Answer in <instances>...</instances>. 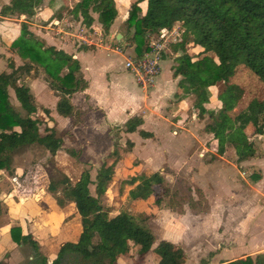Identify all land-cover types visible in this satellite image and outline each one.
Listing matches in <instances>:
<instances>
[{"label":"trees","instance_id":"trees-1","mask_svg":"<svg viewBox=\"0 0 264 264\" xmlns=\"http://www.w3.org/2000/svg\"><path fill=\"white\" fill-rule=\"evenodd\" d=\"M44 0H9L0 11L1 16H24L19 36L11 43L10 49L23 61L15 67L9 62L10 72H0V171L10 172L12 155L26 147L38 146L49 155V166L42 164L31 170L30 180L19 186L18 195H33L37 189H43L53 197L59 207L73 203L80 217L81 233L75 243L66 242L60 248L50 264H119L118 259L134 248L139 258H143L157 242V237L148 225V216L144 213L132 214L119 212L110 217L103 204V197L112 181L115 166L122 154L133 148V143L126 141L122 150L117 142L107 155L109 159L96 170L94 180L90 172H81L74 183L57 168L54 156L61 149L62 139L54 129L40 130L38 119L31 116L35 106L29 88L20 81V75L28 76L33 68H40L45 75L49 88L58 97L56 112L59 116L73 119L75 126L83 122L84 112L76 109L70 97L77 91L87 88L86 81L80 75L79 62L63 51L47 47L28 30V19L33 17ZM144 3V10L140 4ZM61 7L55 17L60 18ZM70 14L76 21L89 28L94 23L91 14L97 15V23L104 34L117 18L114 0H79ZM175 23L184 29L181 43L170 46L175 66L173 76H179V86L188 89L196 104H207L210 98L209 87L223 83L219 93L220 107L205 111L208 123L207 132L213 134L217 152L223 153L225 147H231L238 155V161L254 156L255 151L248 142L250 134L264 138V98L251 99L242 110L237 111L243 89L231 83L234 67L242 66L253 74L264 88V0H134L130 3L124 21L129 47H133L136 56L146 50L149 34L160 29L171 28ZM192 44L200 47L202 56L193 60L186 51ZM211 54V55H209ZM216 59V60H215ZM65 73L62 74V72ZM9 89L24 115L11 104ZM48 113V111H45ZM203 112L199 116H203ZM142 124L140 118L133 117L125 123V132L137 131ZM142 138H151V134L139 130ZM68 154L78 158L77 153ZM259 175H252L251 180L258 181ZM126 184L132 186L128 199L146 200L157 187L161 194L167 195L164 177L159 172L142 174L129 179ZM92 187V191L90 189ZM162 198L157 195L155 204L159 206ZM0 203V215H1ZM9 238L18 246H29L32 256L29 264H48L41 254L39 244L30 233L24 234L19 227L11 228ZM157 264H183L185 254L173 243L160 240ZM157 248L155 249L157 252ZM201 263H203L201 261ZM226 264H264V254L247 256Z\"/></svg>","mask_w":264,"mask_h":264},{"label":"crops","instance_id":"crops-1","mask_svg":"<svg viewBox=\"0 0 264 264\" xmlns=\"http://www.w3.org/2000/svg\"><path fill=\"white\" fill-rule=\"evenodd\" d=\"M78 1L75 0L74 4ZM132 1L114 0L117 18L108 34H105L107 41L101 44H77L75 38L87 42L78 35L77 26H81L82 31H85L86 27L80 20H74L71 15L69 17L62 15L60 18L54 16L61 7L69 6L72 9L69 1L44 0L33 17L28 19V30L45 46L63 51L79 62L80 75L87 83L84 91H77L70 97L71 104L84 112L83 122L75 126L72 118L57 114L58 97L49 88L42 70L33 68L28 76L25 75L24 84L29 88L35 106V112L31 117L43 121L44 127L54 129L62 139L61 149L54 156L57 168L66 175L73 167L79 171L75 180L67 175L72 183L76 182L84 171L82 167L87 169L93 166L95 171L113 150L111 132L114 128H118L121 136L119 146L125 148L126 141H130L133 143V148L122 154L123 159L116 164L115 173L124 166L125 162L134 159L139 161V176L161 170L164 174L173 173L183 178L185 182L197 186H207L208 182L219 187L230 186L228 170L236 168V165H254L257 158L254 154L251 158L238 161L235 150L228 146L223 153L217 152L213 134L205 130L208 120L205 111L220 107L218 95L211 96L207 104H196L195 97L188 93V89L179 86L178 82L181 78L173 76L171 60L165 63L166 59H169L166 54H171L174 58L177 56L173 54L171 48L163 55L161 64L167 65L162 70L160 64V73L151 88L142 89L136 85L130 73L125 70L124 63L129 53H133L132 56L135 54L133 47H129L125 41L126 31L124 33L117 31L125 21ZM8 4L9 0H0V11ZM93 18L95 20V17ZM22 22H25L24 16L0 14V72H10L8 68L10 61L14 62L15 67L23 65L19 56L10 49L11 43L19 36ZM73 25L74 29H68L67 26ZM93 25L101 35L102 29L97 21H94ZM113 39L119 44H124L126 47L124 53L119 48L110 47ZM240 102L237 110H242L247 105L240 107ZM201 111H204L202 117L199 116ZM133 117L140 118L142 124L137 131L126 133L125 123ZM139 130L150 133L151 138H142ZM247 135L248 142L252 145L250 140L258 135L250 134L249 128ZM30 148H25V157L31 154ZM68 151L77 153L78 158L69 155ZM44 153L46 157L49 156L46 151ZM230 153L236 157L235 161L233 157L228 160L227 155ZM42 164V160L35 158L30 172L35 165ZM183 172H186L185 175ZM5 173L7 172L0 171V175L4 176ZM130 174L134 178V173ZM254 174L260 176L256 182L251 180ZM240 175L243 178L245 173L242 172ZM250 180L254 184L246 181L240 183L236 186V193L230 188L228 198L221 193L222 196L220 194L213 196V199H218L220 196L221 208H227V205L232 203H241L238 212L242 220L235 226L236 234L233 237L235 244L222 245L218 252L210 250L208 256L211 258L207 259L208 264H226L245 259L247 256L264 254V187H262L264 174L253 173L250 175ZM257 187L261 188L263 193H257ZM208 200L210 212H213L215 208L211 204L212 199L209 197ZM12 202V205L7 204L9 213L5 216L8 222L5 221L6 224L0 222V264H12L15 260L13 256L17 254L19 248L9 238L8 232L11 228L19 227L24 234L30 233L38 242L40 252L48 264L55 259L64 243H75L78 240L81 222L73 203L59 207L53 197L43 189H37L33 195L26 197L18 196V200ZM247 205L250 207L244 208ZM243 218H250L244 236L239 233H243ZM161 240L169 241L182 249L178 241L170 238Z\"/></svg>","mask_w":264,"mask_h":264},{"label":"rangeland","instance_id":"rangeland-1","mask_svg":"<svg viewBox=\"0 0 264 264\" xmlns=\"http://www.w3.org/2000/svg\"><path fill=\"white\" fill-rule=\"evenodd\" d=\"M66 1H69L70 5L74 7L75 0ZM116 1L118 2L119 0ZM140 7L142 10H144L145 4H140ZM70 11L71 9L69 8V6H67L64 11H62L61 16L63 15L65 17H69L71 15ZM91 15L92 17H95L96 22L97 15ZM174 26H177L180 31H183L184 34V29L181 24L175 23ZM67 27H69L68 29L71 30L75 28L74 25ZM77 27L78 35L80 37L82 36V38L87 41L84 42L80 38H75L77 44H101L107 41L105 37L106 35L103 33L102 30L100 32V35L99 31L96 30L95 25H92L89 28L86 27L85 31L81 30V26ZM119 31H121L122 33L126 31L124 24L119 27V30L117 32ZM125 34L126 38L130 36L126 32ZM119 40L121 41L122 39L120 38ZM110 47L119 48V50L123 53L125 52L126 48L123 43L119 44L115 41V39L110 42ZM186 51L188 55L192 57L193 60H196L197 58H200L202 56L200 48H197L192 44L186 46ZM126 55H128V53ZM132 55L133 53H129L128 56L132 57ZM166 56L169 57V59H166L165 63H168L171 60L172 67L175 66V58L173 57V55L166 54ZM166 65L167 64L162 63L161 69ZM228 65L234 73L233 77L230 79V82L240 85V87H242L243 89V95L240 100V107H244L247 102L251 99L256 98L261 100L264 98L263 85L253 74L248 72L242 66L234 67L232 62L230 61L228 62ZM23 76L24 75H20L19 82H24L25 77ZM214 86V88L209 87L211 88L209 90L210 97H215L219 95V93L224 89V84L221 82L217 83ZM9 97L11 104L16 108V110L21 112L19 104L15 100L14 93L11 89H9ZM21 113L22 115H24L23 112ZM39 124L41 131L47 129L42 125L43 121L39 120ZM117 129L118 128H114L111 134L113 136V143L117 142L119 144L121 136L120 130ZM58 135L60 136L59 133ZM250 142L252 144V147L254 148L256 154L255 158H257V162L254 165H236V168L228 170L227 175L230 178V186L219 187L210 182H208L207 186H197L191 182H185L183 178L174 175L173 173L166 172L164 174L163 171L158 170L157 172H159L164 177L165 187L168 191L167 195L161 194V191L157 187H155L154 193L147 200H129L127 197L128 191L132 188V186L126 184V182L132 178V176H130V173H134V175L137 177H139L140 174L138 173L140 171L139 161L131 159V161L129 160V162H125L124 166L118 169L116 173H114L112 181L110 182L102 199L103 204L108 209L110 217H113L122 211H128L132 214H146L148 216V225L155 233L157 237V242L164 238H170L175 241H178L185 253L184 263L208 264L209 260L207 259L211 258L210 256H208L210 250H217L218 252L222 245L229 246L230 244H235L233 240V237L236 234L235 226L239 221L242 220L238 212V208H240L241 203H232L230 205H227V208H221L220 196H218V199H213V196H216L217 194L221 193L222 195H224V197L228 198V195H230V188L233 190L234 193H236V186L238 184H243L245 183V181L254 184L250 180L251 174H264V138L261 136H254L252 137ZM120 149L122 150L123 148ZM29 150L31 151V154L27 157L24 156L25 148L14 153L12 155L11 171L9 173H5L4 176L0 175V203L2 211L0 215V222H8L5 216L7 215V213H9L7 204L12 205L13 200H18L17 195L19 191V186L26 185L27 181L30 180V168L32 166V163H34L35 158L42 160L43 164L48 165L49 169H52L50 168L51 165L48 164L49 157L45 156L43 148L33 146ZM227 156L229 161L232 159L231 157H233V161L236 160V157L233 154L231 155V153ZM121 159H123V155ZM106 160L107 162H110L109 159H105V161ZM79 167L80 170L82 168H84V170H88L90 172L91 179L94 180L97 169L94 171L93 166H90L87 169H85L86 167ZM242 172L245 173L243 178L240 175V173ZM185 173L186 172H183L184 175ZM67 175L72 180H75V178L79 175V171H77L73 167L68 170ZM13 179L16 180L14 181ZM258 187L256 192L259 194L263 193L261 188ZM262 187H264V183H262ZM90 189L92 191V187H90ZM157 195L162 198L161 204L159 206H157L154 202ZM206 196L208 198H206ZM209 197L212 199L211 204L215 208L213 212H210L209 209ZM249 207V205L244 206V208ZM249 219L250 218H243V233L239 232L243 236L246 233V231L244 230H247ZM6 222L4 224H6ZM156 248L157 246L154 244L151 251L145 254L143 258H139L134 248L130 247L129 252L125 255H122L118 259V262L119 264H157L159 259L158 256L161 253L158 248L156 252ZM31 255L32 251L29 246H19L17 254L13 256L15 260H13L12 264H29ZM201 261L203 263H201Z\"/></svg>","mask_w":264,"mask_h":264},{"label":"built area","instance_id":"built-area-1","mask_svg":"<svg viewBox=\"0 0 264 264\" xmlns=\"http://www.w3.org/2000/svg\"><path fill=\"white\" fill-rule=\"evenodd\" d=\"M182 35L183 31L174 25L171 28L160 29L157 33L147 36V50L142 55L126 58L125 70L130 73L136 85L142 89L154 85L160 73L163 55L169 51L171 45L182 42Z\"/></svg>","mask_w":264,"mask_h":264}]
</instances>
